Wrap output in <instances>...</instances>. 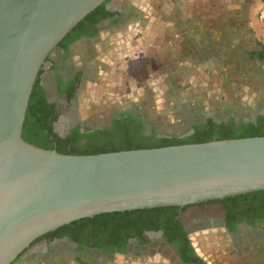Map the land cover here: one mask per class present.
Segmentation results:
<instances>
[{
    "label": "water",
    "instance_id": "water-1",
    "mask_svg": "<svg viewBox=\"0 0 264 264\" xmlns=\"http://www.w3.org/2000/svg\"><path fill=\"white\" fill-rule=\"evenodd\" d=\"M107 1L0 0V264L82 219L264 191V137L90 156L23 139L29 98L48 57Z\"/></svg>",
    "mask_w": 264,
    "mask_h": 264
},
{
    "label": "rangeland",
    "instance_id": "rangeland-1",
    "mask_svg": "<svg viewBox=\"0 0 264 264\" xmlns=\"http://www.w3.org/2000/svg\"><path fill=\"white\" fill-rule=\"evenodd\" d=\"M126 1L111 0L108 7L122 8L126 6ZM173 1L149 0L153 8L151 12L147 7L144 12L135 9L146 24L117 28L110 41L104 40L96 51L92 49L95 45L91 41L80 42L72 48V56L80 58L75 66L86 67L76 100L70 105L57 96L54 78L45 71L42 86L49 101L56 103L60 111V120L54 125V131L59 136H65L69 127L75 124H82L85 130L106 127L112 115L129 109L146 115L147 121L157 125V132L165 135H181L191 124L203 121L208 115H228L237 117V120L253 121L263 112L264 64L256 63V71L251 75L236 73L230 82L224 80L226 74L222 69L184 68V38L178 33L180 28L175 25L173 13H165L172 8L171 3L173 8H183L184 0H178L179 3ZM232 1L194 0L193 16L200 21L205 18L210 24H217L220 19L225 20V14L220 11ZM257 5L262 7V0L251 1L247 8L250 11L252 6L258 8ZM260 8L255 9L253 18L263 25L264 21L258 17ZM201 10L208 13L202 17ZM152 17L155 20L150 22ZM251 36V41L241 45L247 50H256L253 32ZM54 56L51 55V58ZM91 56L94 60H89ZM138 107L141 108L138 110ZM221 217L219 208L200 212L193 209L183 214L181 220L188 228L198 220ZM190 232L189 239L197 256L207 264H264V251L256 248V242L248 233L233 243L213 224L203 229L192 228ZM35 253L39 257L30 263L20 264H39L37 261L79 264L72 250L63 245L46 249L43 243H39ZM92 261L90 264H180L168 251L162 254L135 252Z\"/></svg>",
    "mask_w": 264,
    "mask_h": 264
},
{
    "label": "trees",
    "instance_id": "trees-1",
    "mask_svg": "<svg viewBox=\"0 0 264 264\" xmlns=\"http://www.w3.org/2000/svg\"><path fill=\"white\" fill-rule=\"evenodd\" d=\"M110 1L108 0L85 17L64 37L57 48L66 51L70 45L77 41L96 39L100 32L99 26L105 21L110 20L111 26H117L131 19V15L124 20L122 14L107 10L106 5ZM254 45L256 50H246L242 45H238L236 48L237 60L225 59L219 63L222 66L220 69L226 74L225 81L230 82L231 78L238 72L251 75V72L256 71V63L264 64V44L255 40ZM53 53L54 51L51 55ZM51 55L47 59V62H51L50 69H42L33 86L22 128L23 139L38 148L55 150L63 155L90 156L201 144L210 141L264 137V114H258L253 121L248 122H244L243 118L237 120L235 116L208 115L203 121L191 124L181 135H165L157 133V125L147 121L146 115L143 113L136 114L134 110L130 109L120 112L117 118L106 127L83 130L80 124H76L65 136L61 137L54 131V125L60 118L59 108L56 103L49 101L42 86V76L45 71L47 73L57 71V66L51 60L53 59ZM182 55L183 58L184 51ZM207 63H210L207 59H198L192 61V64L186 62L184 68L192 66L193 69H196L194 66ZM68 72H72V67L68 69ZM70 77L64 82L57 74L55 75L58 96L64 97L67 105L76 100L77 90L83 81V72H74ZM196 104L202 105L201 103ZM148 127H150L149 131ZM213 208H219L226 221L250 218L254 223L255 219L264 218V191L228 197L223 200H210L184 208L165 207L102 214L61 227L38 238L30 246L43 240L51 242L66 238L72 244L78 245L77 250L89 247L94 250H104L114 255H126L129 240L136 239L138 244L144 245L149 243L144 236L146 232L161 231L166 243L176 248V255L180 264H206L193 252L181 216L189 210L194 209L200 212ZM26 250L12 264L30 263L33 259L31 257L26 258L25 261L20 259ZM76 261L79 264H87L80 258H76ZM39 264L47 263L40 262Z\"/></svg>",
    "mask_w": 264,
    "mask_h": 264
},
{
    "label": "crops",
    "instance_id": "crops-1",
    "mask_svg": "<svg viewBox=\"0 0 264 264\" xmlns=\"http://www.w3.org/2000/svg\"><path fill=\"white\" fill-rule=\"evenodd\" d=\"M127 1L125 2V7L116 8L112 6V8H108L111 12H118L122 14L124 16V20L129 15H131L132 17L130 20H126L125 22H122L117 26H111L110 20L105 21L100 24V32L96 39L83 40L82 42L85 43L86 41H91V43L95 45L92 49L96 51L98 50V46L102 45V42L104 40L106 42L110 41L109 38L113 35L117 28H124L129 24V26H131L132 24H146V20L143 19L139 14H137V12H135V9L137 11L143 10L144 12L146 10L145 8L147 7L149 12L153 11L151 4H149V0ZM193 2L194 0H184V7H179V9L173 8V4L171 3L172 8L165 11V13H167L168 15L173 13L175 18V25L177 24V28H180L179 31H177L184 38V66L186 62L192 64V61H196L198 59H207L208 61H210V63L196 65L194 67H196V69H214L217 67L216 70H219L222 67L221 65H219L222 60H237V46L244 44L247 41H251L252 32L255 35V39L259 41H261L262 39L264 44V24L259 25L257 18H253L254 13L256 12L255 9H259L261 5H257L258 8H254V6H252L249 11V8H247L246 6L248 0H233L232 2H228V4L224 6L223 10H219L220 12L225 14V20L222 21V19H220L217 24H214L215 22L210 24V22L205 18L202 19V21H200L198 18H194ZM173 3L179 2L178 0H174ZM219 8H221V5ZM182 10L184 11V16ZM207 13V11L201 10L202 17ZM150 15L151 14H149L148 17H150ZM149 19L151 22L155 20V17ZM150 22H148L147 24H149ZM243 48L247 50L246 47L243 46ZM79 59L80 58L77 59L75 56H72V62L75 65L78 63L77 61ZM89 60H94V57L91 56ZM87 63H89V61ZM85 67L86 66L80 65L79 68L76 67V70L84 72ZM188 67L190 68L192 66ZM37 257L39 256L36 253L31 256V258L33 259H36ZM40 262L37 261V263Z\"/></svg>",
    "mask_w": 264,
    "mask_h": 264
},
{
    "label": "flooded vegetation",
    "instance_id": "flooded-vegetation-1",
    "mask_svg": "<svg viewBox=\"0 0 264 264\" xmlns=\"http://www.w3.org/2000/svg\"><path fill=\"white\" fill-rule=\"evenodd\" d=\"M250 3H251V0H248V3L246 6L247 7L250 6ZM83 40H85V39H82V40L77 41L74 44L70 45L66 51L60 50L58 48H56L54 50L53 54L55 56L51 60L57 66V71H56L57 73L56 72H50V74L54 78L55 90H56L57 96H58L57 89H56V84H57L56 82L57 81L55 80V75L57 74L64 82H66V80L70 76H72L74 74V72H77L76 66L72 62L71 51H72V48L76 44L82 42ZM236 53L238 54V52H236ZM50 67H51V62H48V66L46 67V70L50 69ZM71 67H72V72L69 73L70 71L68 72V69ZM76 95H77V93H76ZM58 97L64 99V97H60V96H58ZM118 114H120V112L112 115L111 118H109V124L112 122V120L117 118ZM259 114H264V110H263V112H261ZM59 120H60V118H59ZM244 122H248V121H244ZM75 125H72L71 127H69L68 131ZM81 127L83 128V130H85V127L82 124H81ZM100 128H102V127H97V128L90 129V130H95V129H100ZM149 128L150 127H148V130H149ZM158 136H161V135H158ZM253 222L254 223H252L250 218L232 219L231 221H226V219L224 217L218 218V219H201V220L196 221L190 227H188V228L186 227L185 230L188 232V235H189L191 233L190 230H192V228L196 227L197 229H203V228H205V226L213 224V225H216L218 228H220L222 230V232L227 237H230V239H231V241H233V243H235L234 241H236L240 238L242 239V238L246 237V234L248 233L250 235V238H253L254 242H256V244H255L256 248L258 250L264 251V218H257ZM144 236L147 238L149 243L144 244V245H140V244H138L136 239L129 240V242H128L129 245H128L126 255H128V254L132 255L135 252L136 253H142V252H153V251L155 253L162 254V253H164V251H168L173 257H175L177 259L178 263H180L177 255H176V248L175 247L173 248V246H170L166 243V241L164 240L163 232H161V231H159V232H146L144 234ZM39 243L40 244L43 243V247H45L46 249H51L56 245L57 246L63 245V246H65V248H69L70 250H72L73 255H75L76 258H80L82 261H84L87 264H90L91 263L90 261H92V260L97 261V258H99L101 260H106L107 258L114 256V254H111L107 251L94 250V249L89 248V247H83L82 249L77 250L78 245L72 244L68 239L64 238L61 240H53L51 242H47L46 240H43L41 242L34 243L32 246H30L26 250V252L23 254V256L20 259H22L23 257L29 258L32 255H34L35 254V248L37 247V245ZM193 252L195 253V255H197L194 248H193ZM117 255H123V254H117ZM117 255H115V256H117ZM232 255L233 254H231V256Z\"/></svg>",
    "mask_w": 264,
    "mask_h": 264
},
{
    "label": "built area",
    "instance_id": "built-area-1",
    "mask_svg": "<svg viewBox=\"0 0 264 264\" xmlns=\"http://www.w3.org/2000/svg\"><path fill=\"white\" fill-rule=\"evenodd\" d=\"M262 2H263V5L260 8L259 16H258L260 21H264V0H262Z\"/></svg>",
    "mask_w": 264,
    "mask_h": 264
}]
</instances>
